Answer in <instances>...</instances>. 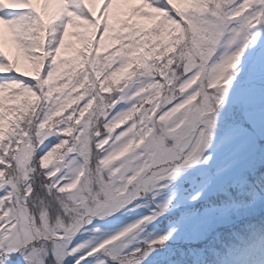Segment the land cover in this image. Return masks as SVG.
Here are the masks:
<instances>
[{
  "label": "snow or ice",
  "instance_id": "6c2138e0",
  "mask_svg": "<svg viewBox=\"0 0 264 264\" xmlns=\"http://www.w3.org/2000/svg\"><path fill=\"white\" fill-rule=\"evenodd\" d=\"M0 264H264V0H0Z\"/></svg>",
  "mask_w": 264,
  "mask_h": 264
},
{
  "label": "rangeland",
  "instance_id": "374dc122",
  "mask_svg": "<svg viewBox=\"0 0 264 264\" xmlns=\"http://www.w3.org/2000/svg\"><path fill=\"white\" fill-rule=\"evenodd\" d=\"M70 54V53H69Z\"/></svg>",
  "mask_w": 264,
  "mask_h": 264
}]
</instances>
